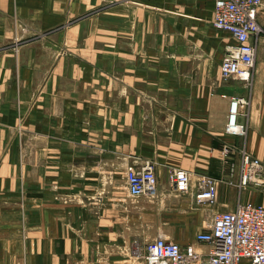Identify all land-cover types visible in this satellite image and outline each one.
<instances>
[{"label":"crops","instance_id":"obj_1","mask_svg":"<svg viewBox=\"0 0 264 264\" xmlns=\"http://www.w3.org/2000/svg\"><path fill=\"white\" fill-rule=\"evenodd\" d=\"M261 1L246 82L220 75L236 40L212 25L214 0H0V264H142L158 236L205 250L214 211L264 204ZM244 154L260 182L241 183ZM144 159L157 195L132 198L126 168ZM204 176L214 205L195 200Z\"/></svg>","mask_w":264,"mask_h":264},{"label":"built area","instance_id":"obj_2","mask_svg":"<svg viewBox=\"0 0 264 264\" xmlns=\"http://www.w3.org/2000/svg\"><path fill=\"white\" fill-rule=\"evenodd\" d=\"M261 0H214L212 25L229 32L236 43L229 45L219 70L223 78L236 77L248 82L254 67L255 47L250 37L261 30L256 16ZM243 99L232 97L226 131L239 133L243 125L235 120L237 104ZM263 168L257 158L244 154L241 164L242 184L257 180ZM168 181L179 192L187 190L190 173L173 167ZM126 185L132 198H154L157 188L155 162L144 159L139 165L129 164L125 173ZM199 204L214 205L217 201L216 180L204 176L194 194ZM193 243H179L158 236L146 243L142 264H264V204L253 200L238 202L233 210L214 211L209 227L196 233Z\"/></svg>","mask_w":264,"mask_h":264},{"label":"rangeland","instance_id":"obj_3","mask_svg":"<svg viewBox=\"0 0 264 264\" xmlns=\"http://www.w3.org/2000/svg\"><path fill=\"white\" fill-rule=\"evenodd\" d=\"M257 180L259 181V176H258ZM262 190H263V189H262ZM262 190L259 191V192H257L258 195H259V197H261V199L264 198V191H262ZM251 197H252V196H250L249 198L251 199Z\"/></svg>","mask_w":264,"mask_h":264}]
</instances>
